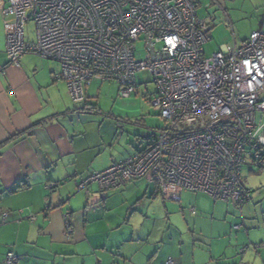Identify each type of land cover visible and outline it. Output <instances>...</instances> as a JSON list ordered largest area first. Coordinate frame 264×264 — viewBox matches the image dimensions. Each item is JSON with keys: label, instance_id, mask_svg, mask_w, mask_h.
<instances>
[{"label": "built area", "instance_id": "1", "mask_svg": "<svg viewBox=\"0 0 264 264\" xmlns=\"http://www.w3.org/2000/svg\"><path fill=\"white\" fill-rule=\"evenodd\" d=\"M196 8L194 0H8L2 6L8 64L18 65L24 54L56 61V79L74 103H84L92 81L117 82L123 98L137 91L139 70L155 84L150 102L164 126L133 155L89 173L78 188L87 192L96 181L107 190L143 179L236 205L247 200L243 167H264V31L205 56L211 20ZM29 21L33 39L25 36ZM18 260L12 251L4 257L5 264Z\"/></svg>", "mask_w": 264, "mask_h": 264}, {"label": "crops", "instance_id": "2", "mask_svg": "<svg viewBox=\"0 0 264 264\" xmlns=\"http://www.w3.org/2000/svg\"><path fill=\"white\" fill-rule=\"evenodd\" d=\"M7 2L0 0V264L8 251L18 264H264V247L254 246L264 242L262 225L239 228L229 203L185 209L180 201L189 190L148 183L140 195L136 180L107 190L96 181L87 192L77 187L89 173L133 155L150 134L125 146L123 122L91 106L89 95L87 108L71 104L54 61L24 54L18 65L8 64L1 13ZM225 20L233 31L226 13ZM260 24L251 32L264 31ZM179 209L181 224L174 218Z\"/></svg>", "mask_w": 264, "mask_h": 264}, {"label": "rangeland", "instance_id": "3", "mask_svg": "<svg viewBox=\"0 0 264 264\" xmlns=\"http://www.w3.org/2000/svg\"><path fill=\"white\" fill-rule=\"evenodd\" d=\"M210 3L209 0H197V14L200 18H208L211 20V29L209 32L210 39L203 45V51L205 56H209L214 52H217L223 45H233V37L236 39L237 44L241 43L243 38H246L252 29L260 26L264 23V0H223L221 5L223 6L226 16L231 20L233 31L225 20V13L216 7L215 4H211L208 8H204L205 5ZM264 27V24H263ZM259 29V28H258ZM260 30V29H259ZM26 38H34V24L29 21L26 24ZM137 50L135 57L141 59L143 55V44L137 42ZM55 62V61H54ZM57 63V62H56ZM58 64V63H57ZM57 67V65H56ZM58 69V68H57ZM135 77L137 83L140 85L137 88V92H134L131 96L123 98L118 93L117 82H103L98 83L92 81L90 85L86 87V94L91 98L87 99L88 103L95 106L103 112L104 116H108L118 121H122L123 128L128 136V141L125 142V146L131 147V139H136V135L147 136L152 133L155 128L164 126V120L154 109L153 105L149 101L153 97V93L156 90L155 84L146 70H139L136 72ZM146 99L143 95H146ZM70 102L74 107L83 106V103L76 104L71 98ZM77 108V107H76ZM97 125V123H96ZM250 169V171L248 170ZM128 184L133 185V181ZM127 184V185H128ZM241 184L248 191V198L242 204H233L214 198L205 192H189L185 191L180 201V206L191 208V206L199 207L206 212L210 210L216 203V206L220 203H229L234 206V215L229 213V217L235 216L237 222H239V228L243 227L242 223H251L262 225L264 231V167L258 168L254 165L244 166L242 170ZM136 186H141L140 195L148 182L139 179L136 180ZM132 190L133 188L130 187ZM136 192V191H135ZM135 199L138 196L134 197ZM162 196L152 200L155 203L162 202ZM190 206V207H189ZM178 215H174L177 219L176 222L181 224L183 216L181 210H178ZM220 213L219 209H215V213ZM164 215L163 212L160 211ZM256 225V224H255ZM163 231L165 225L162 224ZM185 234L190 235V230L186 227ZM256 228V227H254ZM260 228L258 227L257 230ZM176 232V236H180L182 230H176V226L173 227ZM165 233V231H164Z\"/></svg>", "mask_w": 264, "mask_h": 264}, {"label": "trees", "instance_id": "4", "mask_svg": "<svg viewBox=\"0 0 264 264\" xmlns=\"http://www.w3.org/2000/svg\"><path fill=\"white\" fill-rule=\"evenodd\" d=\"M194 2L196 3V6H198L197 5V0H194ZM204 8H208V6L207 5H205V7ZM220 8V7H219ZM221 10H222V8H221ZM41 58V57H40ZM43 59V58H42ZM44 60H48V59H44ZM51 61H53V60H51ZM56 62V61H55ZM58 66H59V64H58ZM94 82H96V81H94ZM99 83V82H98ZM139 84V83H138ZM148 94H146V95H143V98L144 99H146V96H147ZM149 101H150V99H149ZM84 102H86V100L84 101ZM84 106H86L85 108H87L88 106H87V103H84ZM92 106V105H91ZM96 108V107H95ZM90 109V108H89ZM259 168H263V167H259ZM54 187H56V184H54V185H52V187H51V190L54 188Z\"/></svg>", "mask_w": 264, "mask_h": 264}]
</instances>
